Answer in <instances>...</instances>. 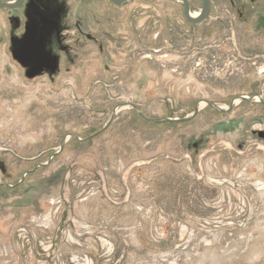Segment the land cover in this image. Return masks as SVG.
I'll list each match as a JSON object with an SVG mask.
<instances>
[{
	"label": "rangeland",
	"instance_id": "rangeland-1",
	"mask_svg": "<svg viewBox=\"0 0 264 264\" xmlns=\"http://www.w3.org/2000/svg\"><path fill=\"white\" fill-rule=\"evenodd\" d=\"M29 1L0 10V264H264V0H39L34 77Z\"/></svg>",
	"mask_w": 264,
	"mask_h": 264
},
{
	"label": "flooded vegetation",
	"instance_id": "flooded-vegetation-1",
	"mask_svg": "<svg viewBox=\"0 0 264 264\" xmlns=\"http://www.w3.org/2000/svg\"><path fill=\"white\" fill-rule=\"evenodd\" d=\"M25 2L26 0L23 5ZM28 3L29 19L27 16L23 20L24 30L13 38L12 53L13 57L21 63L24 60L22 57L24 46L38 50L36 59L33 57L25 67L28 73H33L36 70L51 69L55 65L57 60L50 54V51H52L51 46L54 40L60 35V30L55 18L39 4V0H30ZM40 54L43 55L42 60H39Z\"/></svg>",
	"mask_w": 264,
	"mask_h": 264
},
{
	"label": "water",
	"instance_id": "water-1",
	"mask_svg": "<svg viewBox=\"0 0 264 264\" xmlns=\"http://www.w3.org/2000/svg\"><path fill=\"white\" fill-rule=\"evenodd\" d=\"M130 0H110V2H112L113 4L117 5V6H122L125 3H127ZM166 1H172V2H177L182 4L183 6V10H184V16L186 18V20L192 24H199L202 23L204 20L207 19V17L209 16L210 12H211V0H203L202 2V8L200 10V12L196 15H192V11H191V4L189 2V0H166ZM24 3V0H15L13 2H3L0 3V10L3 9H11V10H15L18 9L19 7H21ZM38 50H35L34 48L30 47V46H24L22 49V57H23V62H21L23 64V66H28V62L29 60H32V58L34 57V59H36V54H37ZM43 59V55L40 54L39 55V60ZM41 71L40 70H36L35 72L31 73L30 76L34 77L36 74H39ZM255 98H257L258 100L262 101L261 97H251V98H247V97H240L238 98L239 100L243 101H252ZM208 105H211L215 110H217L218 112H226L225 110L209 103L206 102ZM234 101H232V103L230 104V108L229 110H231L234 106ZM138 114L140 116H144L142 111L134 108ZM228 110V111H229ZM198 112V105L195 108L194 114L191 118H193ZM115 114V112H113V115ZM191 118H183V119H171V118H165L162 119V121L165 122H169V123H177V122H187L189 121ZM64 146V142L63 145L61 147V149Z\"/></svg>",
	"mask_w": 264,
	"mask_h": 264
},
{
	"label": "trees",
	"instance_id": "trees-1",
	"mask_svg": "<svg viewBox=\"0 0 264 264\" xmlns=\"http://www.w3.org/2000/svg\"><path fill=\"white\" fill-rule=\"evenodd\" d=\"M253 4H255V2L253 3ZM140 116V115H139ZM140 117H142V116H140ZM142 118H144V119H146L145 118V116H143ZM74 141L77 143V144H81V143H79V141L77 140V139H75L74 138ZM86 140H84V141H81V142H85ZM18 185H16V187H17ZM13 188H14V186H12ZM12 187H9V186H7V185H5V184H1L0 185V189H7V190H9L8 188H12Z\"/></svg>",
	"mask_w": 264,
	"mask_h": 264
},
{
	"label": "bare ground",
	"instance_id": "bare-ground-1",
	"mask_svg": "<svg viewBox=\"0 0 264 264\" xmlns=\"http://www.w3.org/2000/svg\"><path fill=\"white\" fill-rule=\"evenodd\" d=\"M193 15V14H192Z\"/></svg>",
	"mask_w": 264,
	"mask_h": 264
}]
</instances>
